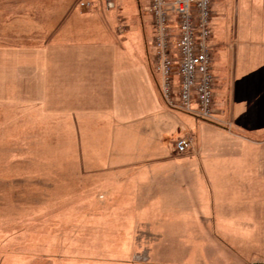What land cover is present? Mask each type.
<instances>
[{"label": "crops", "instance_id": "0c3cea01", "mask_svg": "<svg viewBox=\"0 0 264 264\" xmlns=\"http://www.w3.org/2000/svg\"><path fill=\"white\" fill-rule=\"evenodd\" d=\"M80 1L12 4L0 102L61 132V161L109 179L108 205L134 228L120 236L140 229L150 264H264L245 252L264 226V0H236V14L215 2L211 121L161 97L149 0Z\"/></svg>", "mask_w": 264, "mask_h": 264}, {"label": "rangeland", "instance_id": "374dc122", "mask_svg": "<svg viewBox=\"0 0 264 264\" xmlns=\"http://www.w3.org/2000/svg\"><path fill=\"white\" fill-rule=\"evenodd\" d=\"M22 1L0 0L1 42L12 4ZM235 1L218 4L236 14ZM37 126L28 110L0 102V264H150L152 244H144L140 229L120 236L134 228L120 225L123 212L108 205L102 183L109 179L84 176L81 163L61 161L68 153L61 132ZM246 245V254L264 263V226Z\"/></svg>", "mask_w": 264, "mask_h": 264}, {"label": "built area", "instance_id": "2783aa9c", "mask_svg": "<svg viewBox=\"0 0 264 264\" xmlns=\"http://www.w3.org/2000/svg\"><path fill=\"white\" fill-rule=\"evenodd\" d=\"M216 0H149L154 37L153 70L162 77L160 94L166 105L211 121L215 116L216 75L214 73L213 18ZM114 9V0H104ZM80 7L91 8L80 1ZM194 148L191 137H180L177 153Z\"/></svg>", "mask_w": 264, "mask_h": 264}]
</instances>
